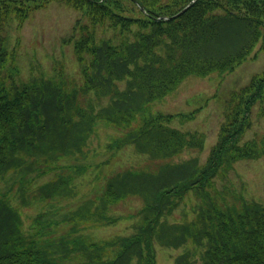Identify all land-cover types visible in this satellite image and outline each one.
<instances>
[{
    "label": "trees",
    "instance_id": "16d2710c",
    "mask_svg": "<svg viewBox=\"0 0 264 264\" xmlns=\"http://www.w3.org/2000/svg\"><path fill=\"white\" fill-rule=\"evenodd\" d=\"M52 1L78 12L63 42L72 43L81 85L62 68L20 76L11 25L20 30ZM258 43L264 0H0V264H157L155 243L183 247L171 264H264V204L215 185L238 160L264 158V133L240 143L264 98V71L230 93L204 162L173 160L202 151L205 135L171 127L175 115L151 108L189 75L232 70ZM101 124L124 131L107 141L112 154L133 143L162 162L113 173L94 196H78L74 180L89 168L80 160ZM128 196L141 201L128 216L132 232L89 233L116 222L109 211ZM191 197L189 213L168 220ZM33 204L24 227L19 209Z\"/></svg>",
    "mask_w": 264,
    "mask_h": 264
},
{
    "label": "rangeland",
    "instance_id": "374dc122",
    "mask_svg": "<svg viewBox=\"0 0 264 264\" xmlns=\"http://www.w3.org/2000/svg\"><path fill=\"white\" fill-rule=\"evenodd\" d=\"M78 12L65 7L58 2H51L46 8L34 11L24 22L20 30L11 25L12 38L19 36L20 43L17 47L16 58L21 69L20 76L28 79L31 74L38 72L39 65L46 75L62 68L63 73L77 85L83 83L78 63L74 57L72 43L63 42V38L71 32V27ZM55 68V69H54ZM34 69V70H33ZM54 69V70H53ZM264 71V48L258 43L249 56L232 70L222 74L213 72L207 76L189 75L169 94L161 99L154 100L151 108L154 112L175 115L170 121L171 127L181 131L201 132L205 138L202 151L184 150L173 160L180 161L190 156L197 155L204 162L214 145L223 119L225 101L230 99V93L246 86L250 80ZM123 88L125 81L117 82ZM93 96V93H89ZM81 102L84 101L80 97ZM101 104L107 98L101 99ZM197 109L190 119H182L177 114L188 113ZM264 132V98L254 102L250 110V124L245 129L240 143ZM124 131L112 127L99 125L89 141L88 156L82 163H88L87 171L75 180V187L79 194H94L106 175L120 171L124 168H155L159 160H151L138 153L133 143L122 146L113 154L106 148L107 141L112 137L122 135ZM50 177L45 176L39 181ZM216 188L227 189L241 193L245 198H253L264 204V158L242 159L234 163L233 168L225 177L215 179ZM195 200L185 198L173 211L169 220H180L183 212L189 213ZM141 205L140 200L128 196L112 205L109 211L120 218L113 224L101 225L89 230L96 237L112 234H128L133 231L131 223L133 218H128ZM38 205L21 207L24 227H27L33 215L37 212ZM156 256L158 264H170L173 257L182 250L180 248L164 247L158 244Z\"/></svg>",
    "mask_w": 264,
    "mask_h": 264
}]
</instances>
